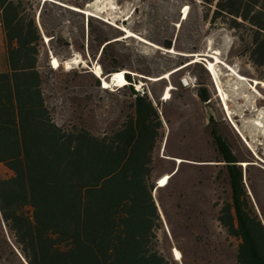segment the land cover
<instances>
[{
    "label": "trees",
    "instance_id": "trees-1",
    "mask_svg": "<svg viewBox=\"0 0 264 264\" xmlns=\"http://www.w3.org/2000/svg\"><path fill=\"white\" fill-rule=\"evenodd\" d=\"M87 2L0 0V165L8 171L0 174V218L11 239V252L21 264H189L174 242L179 224L172 222L157 195L179 172L167 153L166 102L149 88L140 93L134 87L149 81L145 76L159 77L153 81L169 86L171 92L176 73L201 63L179 55L178 65L166 69V78L160 77L163 74L133 51L131 39L122 37L120 30L85 16L81 10ZM179 3L187 6L179 27L199 7L203 21L232 32L237 58L256 71L248 77L264 81V0ZM59 12L79 15L81 24L65 35ZM60 45L87 62L95 60L106 80L124 70L126 83L109 90L102 87L100 77L82 69L94 79L95 89L116 98L105 127H94L93 108L87 117L85 108L74 106L66 123H56L46 87L48 74L62 71L68 57L60 54ZM157 45L201 52L196 45L184 48L177 38ZM49 55L58 60L56 68ZM193 79L195 96L210 107L209 87L201 86L195 75ZM92 99L91 93L86 96L87 107ZM206 119L210 126L214 123L210 110ZM210 134L229 190L217 219L237 241L234 263L264 264V223L248 206L244 162L238 164L212 126ZM162 164L169 165L171 174L166 185L158 186ZM172 248L179 250L180 260Z\"/></svg>",
    "mask_w": 264,
    "mask_h": 264
},
{
    "label": "rangeland",
    "instance_id": "rangeland-1",
    "mask_svg": "<svg viewBox=\"0 0 264 264\" xmlns=\"http://www.w3.org/2000/svg\"><path fill=\"white\" fill-rule=\"evenodd\" d=\"M185 6L180 5L179 0H89L84 13L110 24L122 32V37L131 39L133 51L150 62L154 72L164 74L168 67H176L179 55L201 63L200 66H187L172 77L174 88L169 92L172 93L170 99L165 92L168 88L155 83L154 77L145 76L149 81H140L134 88L140 93L149 88L155 96L159 95V100L166 102L164 111L169 120L165 126V132H169L167 153L174 160V169L179 166V172L157 195L164 201L172 222L179 224L175 226L177 240L174 242L183 250V258L189 264H235L237 241L227 234L217 219L219 209L229 199V190L224 167L216 161L219 156L210 130L211 126L215 128L239 160L238 164L248 163L241 166L248 206L264 223V85L250 86L253 79L248 76H254L256 71L237 58L239 49L234 35L221 25L203 21L199 7L179 27ZM58 15L66 26L65 35L69 29L73 32L81 24L77 14L59 12ZM127 31L134 35L124 33ZM176 38L184 48L196 45L201 52L169 51L157 45L169 39L174 42ZM47 40L44 39L46 43ZM58 50L68 57L62 64V71L48 74L50 81L46 87L55 106L56 123H66L74 106L85 108L87 117L91 115L89 109L93 108L94 127H105L110 122L116 98L99 92L94 87V79L82 74V69H86L95 75L97 62H87L79 53H70L64 45ZM207 61L213 63L214 72L207 69ZM73 70L76 73H71ZM236 74L244 75L246 79H239ZM194 75L201 86L209 87L210 107L195 96ZM106 81L110 84L109 90L120 86L111 79ZM90 93L93 99L87 107L86 96ZM97 104L102 107L98 109ZM208 110L214 115L211 126L206 119ZM177 158L179 161L175 160ZM159 168V177L171 174L168 164ZM0 174H8L2 165ZM0 262L21 264L11 252V239L1 218Z\"/></svg>",
    "mask_w": 264,
    "mask_h": 264
},
{
    "label": "bare ground",
    "instance_id": "bare-ground-1",
    "mask_svg": "<svg viewBox=\"0 0 264 264\" xmlns=\"http://www.w3.org/2000/svg\"><path fill=\"white\" fill-rule=\"evenodd\" d=\"M72 8H75V7H73V6H71ZM75 9H78V8H75ZM186 9H187V6H185L184 7V9H183V11H182V18H184L185 17V15H186ZM78 10H80V9H78ZM81 11H84V12H87L86 10H81ZM124 29V28H123ZM124 33H128L127 35H134V34H132L130 31H127V32H124ZM46 39H47V37H46ZM144 40V39H143ZM145 41V40H144ZM169 51H173L172 49H168ZM198 57V56H197ZM217 59V58H216ZM192 61H195V60H192ZM215 61V60H214ZM215 64V63H214ZM51 65H52V67H54V68H56L58 65H59V62H58V60L54 57V56H51ZM206 65H207V69L209 70V71H213L214 70V67H213V63L211 62V61H207V63H206ZM214 72V71H213ZM95 75L96 76H98V77H100L101 79H102V83H103V86L102 87H108L110 84H109V82H107L101 75H100V67L98 66V65H96V67H95ZM124 70H120V71H117V72H113L112 74H111V80L113 81V82H116L117 84H123V83H126V80H125V78H124ZM167 75V72L166 73H164L162 76H160V77H163V78H166L165 76ZM237 76H238V78L239 79H242V80H244V79H246V77L244 76V75H241V74H236ZM157 78H159V77H154L153 79H157ZM253 82H251V84H250V86L251 87H253V85H257V84H259V83H262L263 85H264V81H259V80H256V79H253L252 80ZM219 86H220V84H219ZM167 88H169V86L167 87ZM222 90V89H221ZM166 92V94H169V89L168 90H166L165 91ZM165 98V97H164ZM225 106H226V104H225ZM176 160H178L179 161V159L177 158ZM247 163L246 162H244L243 163V165H246ZM168 177H169V175L168 174H164V175H162L161 177H159V179H158V186H164V185H166V183L168 182ZM173 255H174V257H175V259H177V260H180V258H181V254H180V252H179V250L178 249H176V248H173Z\"/></svg>",
    "mask_w": 264,
    "mask_h": 264
},
{
    "label": "water",
    "instance_id": "water-1",
    "mask_svg": "<svg viewBox=\"0 0 264 264\" xmlns=\"http://www.w3.org/2000/svg\"><path fill=\"white\" fill-rule=\"evenodd\" d=\"M100 73H101V69H100ZM98 77V76H97ZM111 79V76L109 77V80Z\"/></svg>",
    "mask_w": 264,
    "mask_h": 264
}]
</instances>
